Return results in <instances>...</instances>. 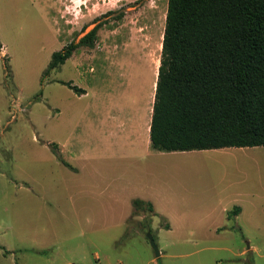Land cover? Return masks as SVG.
I'll return each mask as SVG.
<instances>
[{"label": "rangeland", "instance_id": "374dc122", "mask_svg": "<svg viewBox=\"0 0 264 264\" xmlns=\"http://www.w3.org/2000/svg\"><path fill=\"white\" fill-rule=\"evenodd\" d=\"M168 2L0 0V264H152L149 234L156 264H264V147L142 141ZM99 24L93 48L44 76ZM128 197L158 214H131Z\"/></svg>", "mask_w": 264, "mask_h": 264}, {"label": "trees", "instance_id": "16d2710c", "mask_svg": "<svg viewBox=\"0 0 264 264\" xmlns=\"http://www.w3.org/2000/svg\"><path fill=\"white\" fill-rule=\"evenodd\" d=\"M102 26L53 53L44 76L93 48ZM150 141L165 153L264 147V0H169Z\"/></svg>", "mask_w": 264, "mask_h": 264}, {"label": "crops", "instance_id": "0c3cea01", "mask_svg": "<svg viewBox=\"0 0 264 264\" xmlns=\"http://www.w3.org/2000/svg\"><path fill=\"white\" fill-rule=\"evenodd\" d=\"M156 83H157V80L155 81V83H154V88H156ZM154 99H155V89H154V92H153V96H152V106H151V109H150V114H148L147 116H146V119H145V123H144V127H143V132H142V138H143V142H145V144L149 147V148H151V141H150V126H151V121H152V115H153V105H154ZM151 110H152V112H151ZM152 149V148H151ZM226 149V148H225ZM194 152V151H193ZM173 153H175V152H173ZM119 178V177H118ZM118 178H115V179H118ZM101 196H103V192H101V194H100ZM110 197H107V198H109L110 200H116V198H117V200L119 201L120 200V198L118 197V196H116L115 194H110L109 195ZM139 200H142V201H145V202H150L152 205H153V208H154V214H153V216L154 215H156V214H158V208H157V204H156V202L154 201V199L151 197V198H146V197H144V198H138ZM133 200L134 199H130L129 197L126 199V201H125V204H127V205H129L130 206V208H131V214H132V212L134 211V208H132V202H133ZM137 200V199H136ZM112 204H113V202H111ZM124 210H128L127 208H125ZM241 210V209H240ZM122 213H123V216H121V218H122V221L123 222H126L127 220H128V218H127V216H124L125 215V212L124 211H122ZM130 214V215H131ZM168 225H169V227L170 228H168V229H170V231H172L173 230V228H172V224L170 225V223H168ZM160 250V253H161V255H160V257H162V256H165V253H164V251L160 248L159 249ZM159 257V258H160ZM157 260H158V258L155 256V258L153 259V260H151L150 262L152 263V264H156V262H157Z\"/></svg>", "mask_w": 264, "mask_h": 264}, {"label": "water", "instance_id": "95a60500", "mask_svg": "<svg viewBox=\"0 0 264 264\" xmlns=\"http://www.w3.org/2000/svg\"><path fill=\"white\" fill-rule=\"evenodd\" d=\"M148 240H149V242H150V244H151L153 250L155 251V256H156L157 258H159L160 255H161V253H160V250H159V248H158V246H157V244H156V242H155L154 237H153L151 234L148 235Z\"/></svg>", "mask_w": 264, "mask_h": 264}]
</instances>
